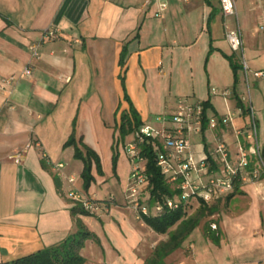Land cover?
<instances>
[{"label": "crops", "instance_id": "0c3cea01", "mask_svg": "<svg viewBox=\"0 0 264 264\" xmlns=\"http://www.w3.org/2000/svg\"><path fill=\"white\" fill-rule=\"evenodd\" d=\"M164 1L167 7L158 13L157 0H0V77H13L10 89L0 93V262L61 242L77 230L76 219L93 235L80 250L83 264H144L149 258L163 234L147 226L125 200L130 163L124 143L115 142L116 123L129 110L125 92L141 125L160 126L158 118L170 115L179 98L208 102L207 116L219 120L233 112L231 123L219 121L214 129L192 134L190 150L200 158L223 141L235 156L241 135L236 131L245 130L248 114L236 100L237 95L245 104L241 70L235 94L233 72L223 56L236 58L241 52L225 50L224 34L239 28L253 78H264L255 76L264 68H253L256 39L264 34L256 11L264 0H239L241 24L237 0V17L223 16L218 0ZM47 30L54 31L53 38H42ZM32 43L38 44V58L29 50ZM28 65L32 75L24 77ZM226 89L230 94L224 97ZM72 133L98 156L105 148L112 159L113 147L118 160L123 156L126 173L115 174L106 194L95 172L89 188H83V163L74 157L73 146H64ZM74 188L98 209L73 215L81 205L68 196ZM221 199L229 203L227 216L244 222L253 217L263 225L264 176L239 182L236 192ZM189 246V255H177L176 249L166 260L173 256L174 264H196L197 249Z\"/></svg>", "mask_w": 264, "mask_h": 264}, {"label": "built area", "instance_id": "2783aa9c", "mask_svg": "<svg viewBox=\"0 0 264 264\" xmlns=\"http://www.w3.org/2000/svg\"><path fill=\"white\" fill-rule=\"evenodd\" d=\"M223 16L233 15L237 17L235 0H218ZM158 13L163 12L167 3L157 0ZM159 15V14H158ZM264 30V22L262 24ZM54 31L47 30L42 38H53ZM225 40L234 52L242 54V37L239 28L226 30ZM31 54L38 58V44L29 46ZM242 68L246 75L247 65L243 59ZM32 67L26 66L22 76L31 77ZM255 76L264 77V71L255 72ZM13 84V77H0V93L6 92ZM213 93H218L212 88ZM226 97L230 94L228 89L221 92ZM233 112L226 113L220 120L215 116H208L207 127L214 129L219 121L223 124L231 123ZM248 116L250 118L248 127L236 135L244 134L246 141L250 144L245 151L239 143L237 152L231 157L228 146L223 141H217L210 155L197 158L191 149V135L202 133L203 105L201 101L190 102L186 98H179L174 111L170 115L158 118L160 126L154 127L148 124L141 125L132 135L131 139L124 142L123 149L130 163L128 184L125 190V200L128 206L135 210L137 215L157 216L165 210H176L181 202L189 204L191 199H201L205 203L221 199L234 190V181L255 182L264 176V158L259 144V128L255 112L249 106ZM147 139L158 140L161 144L157 149L156 162L160 167L166 181L179 190L180 200L167 197L157 200L152 205L148 204L149 196L142 197L148 180L144 172L145 159L141 155L139 145ZM248 154L253 155L256 161L251 165ZM20 160V155L16 156ZM211 162L214 164L212 166ZM61 167L62 165H58ZM68 182L72 184L74 178L70 177ZM69 198L79 202L83 209L93 213L98 209V204L90 198L77 191L75 188L69 190ZM145 200L147 202L145 203ZM144 201V203H143ZM231 264H238L233 262Z\"/></svg>", "mask_w": 264, "mask_h": 264}, {"label": "trees", "instance_id": "16d2710c", "mask_svg": "<svg viewBox=\"0 0 264 264\" xmlns=\"http://www.w3.org/2000/svg\"><path fill=\"white\" fill-rule=\"evenodd\" d=\"M212 50L210 46L209 52ZM124 52L121 54L123 57ZM223 56L229 61L230 67L233 72V92L235 93V87L238 83V71L242 68L234 54ZM123 59L121 58V64ZM236 94V93H235ZM124 98L129 103V110L123 112L120 116V120L116 123L117 135L115 136V142L124 143L125 138L128 135H133V133L141 126L142 121L134 107L131 105L126 92L124 93ZM237 105L242 110L243 114L249 113V107H245L243 101L236 95ZM203 105V124L202 131L207 126V109L210 107L208 102H202ZM159 149L161 144L158 140L147 139L139 145L141 155L145 159L144 172L147 176V190H148V204L152 205L157 200L166 199L167 197L174 198L175 200H180L179 190L173 188L163 175L160 167L157 165V149ZM64 146L74 147V157L80 159L83 163V169L80 177L83 182V188L87 190L90 184L94 181L92 175V165L96 166L99 173L100 170V159L97 153L91 148L87 147L80 140H76L74 133L70 135ZM116 149L113 147L112 163L115 169L116 164ZM213 168L214 164L211 162ZM238 180L234 181V192L238 190L239 187ZM229 194L227 197H229ZM198 208L190 215L187 214L188 204L181 202L179 208L176 210H165L162 214L157 216H147L141 215V219L149 226L153 231L159 234H167V239L165 241L159 242L152 250L149 258L144 262V264H165L166 257L174 252L181 246L183 240L197 227L203 218L207 215H211L215 212L213 206H208L203 200L198 199ZM77 213L87 214L88 212L83 209L81 205H77L72 209V214ZM77 230L68 235L61 242L40 249L29 255H25L13 260L2 261L0 264H83L84 258L80 254L81 248L84 246L86 239L91 238L93 235L83 226L79 219H76ZM215 232L211 229L209 223H204V233ZM214 241L218 242V235H214Z\"/></svg>", "mask_w": 264, "mask_h": 264}, {"label": "rangeland", "instance_id": "374dc122", "mask_svg": "<svg viewBox=\"0 0 264 264\" xmlns=\"http://www.w3.org/2000/svg\"><path fill=\"white\" fill-rule=\"evenodd\" d=\"M247 2V1H246ZM238 16L240 18L241 24V6L240 1H236ZM255 14V13H254ZM260 14L264 20V5L260 6V9L256 11V16ZM230 26H235L233 20L229 23ZM244 41H246L245 29L242 27ZM257 47L255 48V61L253 62V68H264V34L260 33L256 39ZM228 53H233L232 49L226 46ZM244 50V49H243ZM237 62L241 65L242 61H246L249 66L247 75L244 73V69L241 68L240 72V83L243 89L242 94L245 96V107H249L250 103L255 112V117L259 119V144L264 148V78L254 79L252 74V66L249 62V56L246 51L243 53H235ZM248 84V86H247ZM250 96V97H249ZM248 116V115H247ZM247 124L249 125L250 118H246ZM245 128V129H246ZM238 142L242 144L245 151H248L250 144L246 141L244 134L240 135ZM121 146V145H120ZM122 148V147H121ZM235 143H230V149L234 152ZM119 149V148H118ZM117 149V150H118ZM122 155V154H121ZM264 158V155H263ZM100 170L99 173L95 165H92L91 172H95L99 177L98 187L101 194H106V188L114 184V176H122L126 173V168L124 167L123 156L120 159H116L115 169L113 168V163L111 159L110 151L105 148L100 149ZM248 159L251 165L256 161V158L248 154ZM118 160V161H117ZM94 168V169H93ZM94 170V171H93ZM116 174V175H115ZM93 175V174H92ZM94 177V175H93ZM101 186V187H100ZM148 196V190L145 187L142 197ZM147 200H145V203ZM144 203V201H143ZM208 206H213L215 212L211 215H207L202 219L201 223L194 228V230L183 240L181 246L177 249L176 254L185 253L189 255L188 251L191 249L190 246H194L197 249V260L196 264H231L233 262H238L239 264H250L251 261H261L264 264V223L261 225V220H255L250 218L247 222L242 221L241 218L237 225V220L227 216L229 212V203L225 199H217L213 202L207 203ZM199 206L197 199H191L188 204L187 214H192ZM232 208V207H231ZM227 216L225 222H223L225 229L224 233L219 231L220 222L223 217ZM209 223L211 229L215 232L204 233V223ZM244 223V224H243ZM218 235V242L214 241V235ZM254 235V236H253ZM158 243L165 241L167 239V234L159 236ZM187 247V248H186ZM237 247L240 248V253L236 250ZM185 251L183 252L182 249ZM188 252V253H187ZM176 262L173 256L165 261V264H174ZM183 264H194L191 261H185Z\"/></svg>", "mask_w": 264, "mask_h": 264}]
</instances>
